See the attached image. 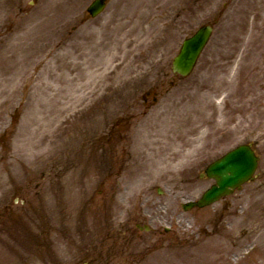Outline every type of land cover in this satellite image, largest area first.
Wrapping results in <instances>:
<instances>
[{
	"label": "rangeland",
	"instance_id": "obj_1",
	"mask_svg": "<svg viewBox=\"0 0 264 264\" xmlns=\"http://www.w3.org/2000/svg\"><path fill=\"white\" fill-rule=\"evenodd\" d=\"M91 1L0 0V264H264V0ZM241 143L257 178L183 211Z\"/></svg>",
	"mask_w": 264,
	"mask_h": 264
},
{
	"label": "water",
	"instance_id": "obj_2",
	"mask_svg": "<svg viewBox=\"0 0 264 264\" xmlns=\"http://www.w3.org/2000/svg\"><path fill=\"white\" fill-rule=\"evenodd\" d=\"M91 13L94 15L101 9L100 2L95 3ZM211 29L210 27L200 28L190 39L186 40L179 55L173 61V71L181 75L188 74L206 43ZM257 165V158L247 145H241L222 158L214 162L206 170L209 177L214 178L216 185L205 192L203 197L196 203H189L185 208L194 205L204 206L219 197L229 194L233 189L238 188L242 183L251 179Z\"/></svg>",
	"mask_w": 264,
	"mask_h": 264
}]
</instances>
